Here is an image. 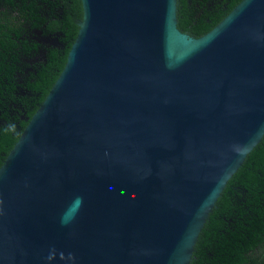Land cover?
<instances>
[{
  "label": "water",
  "instance_id": "obj_1",
  "mask_svg": "<svg viewBox=\"0 0 264 264\" xmlns=\"http://www.w3.org/2000/svg\"><path fill=\"white\" fill-rule=\"evenodd\" d=\"M81 1L67 64L0 169V264H191L264 139V0L200 39L178 0Z\"/></svg>",
  "mask_w": 264,
  "mask_h": 264
},
{
  "label": "trees",
  "instance_id": "obj_2",
  "mask_svg": "<svg viewBox=\"0 0 264 264\" xmlns=\"http://www.w3.org/2000/svg\"><path fill=\"white\" fill-rule=\"evenodd\" d=\"M244 0H178V28L200 39ZM81 0H0V169L63 72ZM191 264H264V139L228 183Z\"/></svg>",
  "mask_w": 264,
  "mask_h": 264
},
{
  "label": "clouds",
  "instance_id": "obj_3",
  "mask_svg": "<svg viewBox=\"0 0 264 264\" xmlns=\"http://www.w3.org/2000/svg\"><path fill=\"white\" fill-rule=\"evenodd\" d=\"M76 202H77L78 204L82 205V203H83V198H82V197H77V198H76ZM66 222H67V221L62 217V219H61V223L64 224V223H66Z\"/></svg>",
  "mask_w": 264,
  "mask_h": 264
}]
</instances>
